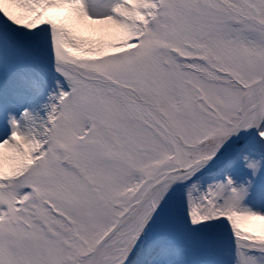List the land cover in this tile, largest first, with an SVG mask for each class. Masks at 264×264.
<instances>
[{
	"label": "snow or ice",
	"instance_id": "6c2138e0",
	"mask_svg": "<svg viewBox=\"0 0 264 264\" xmlns=\"http://www.w3.org/2000/svg\"><path fill=\"white\" fill-rule=\"evenodd\" d=\"M0 264H264V0H0Z\"/></svg>",
	"mask_w": 264,
	"mask_h": 264
}]
</instances>
